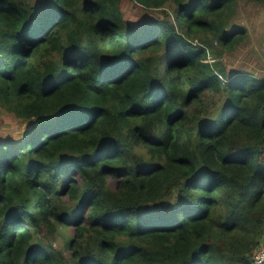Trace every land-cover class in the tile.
Returning <instances> with one entry per match:
<instances>
[{"label": "trees", "instance_id": "trees-1", "mask_svg": "<svg viewBox=\"0 0 264 264\" xmlns=\"http://www.w3.org/2000/svg\"><path fill=\"white\" fill-rule=\"evenodd\" d=\"M237 3L0 0V108L27 126L0 136V264H258L264 78L209 61L246 38Z\"/></svg>", "mask_w": 264, "mask_h": 264}, {"label": "rangeland", "instance_id": "rangeland-1", "mask_svg": "<svg viewBox=\"0 0 264 264\" xmlns=\"http://www.w3.org/2000/svg\"><path fill=\"white\" fill-rule=\"evenodd\" d=\"M123 8L127 16L138 14L137 9L129 2L124 3ZM235 13L233 23L246 28L245 40L230 53L215 56L209 61L221 62L227 69H239L258 78H264V4H258L253 0H238ZM219 100L220 94L208 93L199 105L200 111L204 115L215 113L219 107ZM26 127L23 119L0 108L1 138L4 136L19 137ZM70 235L69 229L58 227L57 231L47 236L54 248L67 253L65 241Z\"/></svg>", "mask_w": 264, "mask_h": 264}, {"label": "built area", "instance_id": "built-area-1", "mask_svg": "<svg viewBox=\"0 0 264 264\" xmlns=\"http://www.w3.org/2000/svg\"><path fill=\"white\" fill-rule=\"evenodd\" d=\"M218 77L222 79V76L218 74ZM255 260L258 264L264 263V242L260 246V248L257 250L255 254Z\"/></svg>", "mask_w": 264, "mask_h": 264}, {"label": "clouds", "instance_id": "clouds-1", "mask_svg": "<svg viewBox=\"0 0 264 264\" xmlns=\"http://www.w3.org/2000/svg\"><path fill=\"white\" fill-rule=\"evenodd\" d=\"M223 79V78H222Z\"/></svg>", "mask_w": 264, "mask_h": 264}, {"label": "water", "instance_id": "water-1", "mask_svg": "<svg viewBox=\"0 0 264 264\" xmlns=\"http://www.w3.org/2000/svg\"><path fill=\"white\" fill-rule=\"evenodd\" d=\"M30 122V121H29Z\"/></svg>", "mask_w": 264, "mask_h": 264}]
</instances>
